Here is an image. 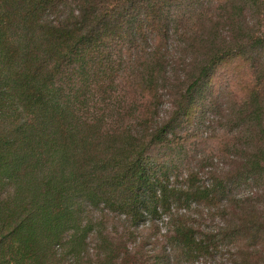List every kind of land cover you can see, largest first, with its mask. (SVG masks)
<instances>
[{
    "label": "trees",
    "instance_id": "obj_1",
    "mask_svg": "<svg viewBox=\"0 0 264 264\" xmlns=\"http://www.w3.org/2000/svg\"><path fill=\"white\" fill-rule=\"evenodd\" d=\"M219 103L222 167L171 190L180 119ZM163 219L161 254L129 243ZM0 264H264V0H0Z\"/></svg>",
    "mask_w": 264,
    "mask_h": 264
},
{
    "label": "rangeland",
    "instance_id": "obj_2",
    "mask_svg": "<svg viewBox=\"0 0 264 264\" xmlns=\"http://www.w3.org/2000/svg\"><path fill=\"white\" fill-rule=\"evenodd\" d=\"M150 45V43H149ZM151 46V45H150ZM186 43L181 38L170 40L164 48L165 54V70L163 84V99L159 116L161 121H171L174 112L175 103V79L191 64V60L184 53ZM232 69H221L217 73V77L231 75ZM180 78V77H179ZM219 81L223 82V79ZM222 95V94H220ZM219 96V95H218ZM222 98L219 102H222ZM221 103L217 104V108H209L208 111L192 109L188 118L180 119V124L175 131L174 139L181 148L178 150L174 164H167L168 170V187L171 190H182L188 186V181H192L195 187H203L210 180L209 172L212 169H220L222 167V156L224 140L221 138L223 133V122L221 121L220 111L223 107ZM193 210L173 208V213L185 214L186 211L193 212L190 218L197 221L199 226L211 231L221 225L222 219L216 216V213L200 210L193 205ZM127 222L124 218L116 215L108 217L107 228L113 233L121 234L127 228ZM169 229L168 221L165 219L157 222H146L132 228L136 232L132 236L129 243L148 244L144 250H155V254H161L162 241H164L165 232ZM155 240H159L156 245Z\"/></svg>",
    "mask_w": 264,
    "mask_h": 264
}]
</instances>
